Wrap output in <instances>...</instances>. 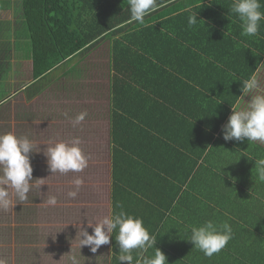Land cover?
I'll list each match as a JSON object with an SVG mask.
<instances>
[{"label":"trees","instance_id":"obj_1","mask_svg":"<svg viewBox=\"0 0 264 264\" xmlns=\"http://www.w3.org/2000/svg\"><path fill=\"white\" fill-rule=\"evenodd\" d=\"M231 2L157 0V10L146 16L141 25L129 22L128 0H0V15L13 7L17 25L15 28L8 25L2 30L0 107L11 100V88L6 80L11 70L13 35L17 49H22L33 63L34 82L26 87V93L50 79L58 68L63 66L66 72L65 65L68 67L75 56H84L102 42L110 41L112 212L121 210L117 207L119 204L126 213L142 216L150 234L156 235V239L167 238V245L173 238L174 241L180 239L184 244L182 251L174 257L169 256L167 264H264V182L259 181L254 167L255 159L264 158L263 146L248 142L247 138L231 141L222 150L227 153L225 159L218 156L217 160L212 156L204 159L219 178L211 177L209 187L202 182L201 175L192 183H189L192 176L188 175V183L183 182L187 185L185 188L173 189L170 184L166 185L165 174L158 172L161 169L153 167L152 161V152L159 146L174 150L177 145L185 149L183 144L174 142L172 131L177 121H174L173 103L167 98L173 95L165 97L154 92L158 82L163 87L174 86V78L188 77L183 70L185 59L196 61L198 57L207 56L215 69L219 66L217 71L221 72L222 68V73L229 76L228 84L213 90L217 98L226 101L228 117L231 105L242 95L240 79H247L264 62V20L260 22L258 35H241L240 21L230 11ZM260 3V10L264 12V0ZM186 9L197 12L199 20L195 26L189 27L190 13ZM209 41L223 45L214 43V46ZM225 56L236 60L221 61ZM122 62H125L124 70L119 67ZM187 71L191 72L189 68ZM144 76L156 78V81H143ZM149 86L152 90L149 89L148 97L143 88ZM40 92L35 91L28 97ZM137 99L145 103L146 112H135L130 107ZM149 104L157 107L156 111ZM188 111L190 106L175 114L184 119V112ZM143 113L156 117L147 122L144 116L141 118ZM159 123L162 129L154 133ZM214 129L220 131L219 126ZM175 141L187 144L182 136ZM220 143L211 136L205 150L213 155L220 151ZM177 161L183 164V160L178 158ZM173 163L174 160L166 159L162 167L167 171ZM182 168L176 165L174 177L180 179ZM241 183H250L251 195L244 187L240 189ZM149 191L151 196L154 195L152 191L161 194L154 208L146 204L147 199L152 200ZM194 201L199 207L194 208L193 214V207L185 206ZM207 220L227 221L233 230L226 246L211 257L194 248L188 240V226H198ZM158 228L165 235L155 233ZM115 235L114 232L111 263L120 264ZM155 247L164 251L161 244Z\"/></svg>","mask_w":264,"mask_h":264},{"label":"rangeland","instance_id":"obj_2","mask_svg":"<svg viewBox=\"0 0 264 264\" xmlns=\"http://www.w3.org/2000/svg\"><path fill=\"white\" fill-rule=\"evenodd\" d=\"M10 12H5L1 19L2 30L8 25L9 28L17 26ZM107 44L83 61L78 72L73 69L70 75L57 79L39 98L27 102L19 94L0 107V133L27 135L36 145L34 152L29 153L32 177L36 180L31 182L33 187L27 194L28 199L18 202L12 196L13 203L17 204L0 210V256L7 257L8 264H73L72 257L78 264H110L108 244L93 253L89 246L80 249L79 236L75 239L79 227L87 228L92 234L88 222L111 213L108 83L104 72L99 81L98 75L91 72V67L105 66ZM91 61H96L97 66H91ZM28 66L23 62L17 67L23 74L20 72L13 85L9 84L11 93L32 81V69ZM65 112L72 118L80 112H87V116L74 127L63 115ZM73 137L81 139L80 147L90 157L88 166L79 173L52 175L43 151L46 144ZM76 177H81L84 183L73 199L67 192L74 189L72 181ZM8 191L12 193L11 188ZM49 195L56 196L55 206L46 204Z\"/></svg>","mask_w":264,"mask_h":264},{"label":"clouds","instance_id":"obj_3","mask_svg":"<svg viewBox=\"0 0 264 264\" xmlns=\"http://www.w3.org/2000/svg\"><path fill=\"white\" fill-rule=\"evenodd\" d=\"M130 9V21L144 24L145 17L157 10V0H128ZM260 0H232L230 11L240 21L241 35L256 36L259 33L260 22L264 20V12L261 10ZM189 27L198 22L197 12L186 9ZM264 66V63H261ZM256 67L252 75L247 79H240L242 95L235 105H231L232 114L223 126V139L225 141H243L264 143V92H259L260 82ZM256 93V94H252ZM250 97L245 101L244 97ZM244 101V106L240 102ZM63 115L71 120L73 126L80 125L87 112H80L74 118L65 112ZM82 141L79 137H73L68 141H55L46 144L43 150L46 157L48 170L53 174L79 173L88 166L89 156L85 155L80 147ZM34 142L27 135H17L14 132L0 133V210L13 208L12 196L18 202L28 199V193L33 187V168L30 163L29 153L34 152ZM255 169L259 181L264 182V158L255 159ZM43 180V179H40ZM84 181L81 177L73 179L74 189L67 192L69 198H76ZM44 185V184H41ZM39 185V188L40 186ZM12 189V193L8 189ZM46 204L55 206L57 198L49 195ZM121 210L113 211L103 218L88 222V228H92L89 234L87 228L79 227V247L89 246L91 252L96 253L101 245L110 243V238L115 232V241L118 245L120 264H167L165 254L155 247L156 235L150 234L144 226L143 220L123 210L122 205H117ZM190 235L188 240L193 247L211 257L220 252L232 237V227L225 221L216 223L207 220L200 225H189ZM83 237V238H82ZM149 250H152L149 252ZM135 253V256H134ZM73 264H78L72 257ZM0 264H8L7 257L0 256Z\"/></svg>","mask_w":264,"mask_h":264},{"label":"crops","instance_id":"obj_4","mask_svg":"<svg viewBox=\"0 0 264 264\" xmlns=\"http://www.w3.org/2000/svg\"><path fill=\"white\" fill-rule=\"evenodd\" d=\"M14 1L15 0H13V2ZM13 10L14 9L12 7V10H11L12 12H10L12 19L15 17L14 15L15 12ZM3 15H0V26L1 27H2L1 19L3 18ZM13 23H15V20ZM232 30H234V28ZM15 38L16 37L13 35V38H12L13 45H12L11 57L9 60L11 70L9 73V79L6 80V84L12 83V85L14 81L16 80V76L19 75V73L21 72L17 69L20 63L26 62L28 65H30L28 67L32 69V76H33L32 60L25 57V52L22 49L21 50L17 49V46L15 45V42H14ZM1 40H3L2 29H0V41ZM211 43L214 46H216V44L214 43L223 45V43H219L217 41H214ZM105 44L108 45V51H107L108 59H106V62H105L106 64H104L105 66H103L102 64L101 65L98 64L97 68L91 67V72L94 75H98V81L101 79V74L103 72H104V75L107 76L106 83H108L107 95H108V109H109L108 126H109V133H110L111 132V121H110V113H111L110 84H111V81L110 79L113 73L111 69L112 67H111V58H110V54H111L110 41L102 42L100 45L92 49L88 54L84 56H78V55L75 56L71 61L72 63L68 67L67 65H65L64 68H66L65 69L66 72L63 71V68H62L63 66L58 68V72L55 73V75H52L50 79L43 80L41 84H37L31 92L26 93L25 92L26 87H28L34 82L33 81L34 79L32 78L31 82L25 84L20 89L14 91L13 93H11L12 91H10V95L14 94L11 96L10 99L13 101V98L18 96L19 94H23L27 102H31L39 98L43 93L47 91L50 85L52 86V84L57 79L60 80L64 76L70 75L73 69L74 70L76 69V71L78 72V67L80 66V64L86 59L92 58L94 55H96V52L99 51L100 47L104 46ZM19 58L21 59V61L18 60ZM220 60L221 61H228V60L235 61L236 59L231 60L230 58L225 56L221 58ZM210 61L211 59L207 56L198 57V60L196 61L192 59H185L186 63L183 67V70L188 75V77H186L183 80L174 78V81H175L174 86H172L171 84L168 87H163L160 84V82H158L156 87L153 88L154 92L162 94L165 97H167L168 95H173L167 98L170 100V103L171 102L173 103L172 106H174L173 109L175 112H180L190 106V111L184 112V116H185L184 119H182V117H180L178 114H175L174 112V121H177L174 127V130L172 131L173 136H174V142L183 144L185 146V149L177 145H174V150L168 148L167 146H164V147L159 146L156 149V151L152 152L153 153L152 161L154 162L153 167L159 166L158 169H161V171H158V172H162L163 174H165L166 179H164V181L165 183L167 182L166 185L168 186L170 184L173 189L179 190L181 186L185 188L187 185H183V182L188 183L187 181L188 175L192 176L189 179L190 180L189 183L196 181V179L201 175L202 180H203L202 182L206 183L208 187L211 181V177L214 176L213 177L214 179L219 180V178H217L216 175L210 170V165L205 163L203 160L210 158L211 156L215 160H217V158L225 159V156L227 155V153L226 151H222L226 147L225 144L231 141H236V140L225 141L223 139L222 128L227 123L229 116L232 114V111L227 117L228 111H226V107H227L226 101L217 98L213 94V90H218L219 88L223 86L224 83L225 84L229 83V78H228L229 76H227L225 73H222V68H221V72L217 71L216 69L219 66H217V68L215 69L213 65L210 64ZM95 62L96 61H91V64H92L91 66H97ZM119 67L121 68V70H124L125 62H122L119 65ZM188 68L191 72L187 71ZM21 73L23 74V72ZM153 79L156 81V78H147L146 76L142 77L143 81H153ZM258 79L260 82V88L258 89V91L264 92V66H260V72L258 73ZM200 84L203 85V87ZM146 88L148 89L143 88V90H144L145 95H148L149 97L150 96L149 89L152 90V88L151 86L146 87ZM35 91L36 92L41 91V92L37 94L35 97H32L33 99L29 98L28 96H31L32 94H34ZM252 94H256V93H252ZM244 99L247 102L250 100V97L246 96L244 97ZM144 104H145L144 102H141V100L137 99L136 102L130 103V107L135 112L142 113V112L147 111L144 107ZM172 106L170 105L169 109L172 108ZM240 106L241 107L244 106V101L240 102ZM150 107L156 111L157 107L151 106V105ZM142 116L145 117L144 121H147V122H151V118L156 117L155 114L154 115L152 114V116L150 115L147 117V115H145L144 113L141 115V118ZM217 126L220 127V131H217L216 129H214ZM158 129L159 130L162 129V124L159 123L157 125V128L153 132L156 133ZM179 136H182V138L187 142V144H185L183 141H175V139ZM211 136L213 137L215 141L219 140V142H221L220 151H218L217 153L213 152V155H211V151L205 150V147H204L205 144L208 142V140L211 139ZM254 143L260 144L261 146L264 147V143H260V142H254ZM110 144H111V133H110ZM178 158L183 160V164L178 163L177 161ZM166 159L174 160V163L168 168L167 171L164 170L162 167L165 165ZM111 160H112V151H111ZM176 165L183 166L182 168L183 170H181L182 176L180 177V179L174 177L173 175V173L176 172L175 171ZM111 169H112V163H111ZM190 170L191 172H188ZM112 182L113 180H112V173H111V197H112ZM243 187L247 189L248 193L251 195V192L253 190H252V187L250 186V183H247L244 185H242L241 183L240 189H242ZM149 192H150V197L152 198V200L147 199L146 204L150 208H154V206L159 204V200L161 199L160 198L161 194H158L159 191L158 192L152 191L154 195L151 196V191ZM256 197H257V194H256ZM210 205L212 204L210 203ZM196 206L199 207L197 205V202L194 201L193 203H191V205H186L185 207H193V214H194V208ZM111 212H112V202H111ZM138 217L141 218L142 216H138ZM153 221L156 222V220H153ZM155 233L159 235H165L163 234L164 232L161 230V228H158ZM166 241H168V239L164 237L156 239V244H161V247L162 249H164L163 252L166 254L167 259L169 256L174 257L176 255L175 253H180L184 247V244L180 239L174 241V238H173V241L170 242L169 245H167ZM108 246L111 249V254L109 255V262L110 264H112L111 263L112 254H113L112 238H110V243L108 244ZM170 246L172 247V249H170ZM134 256H135V253H134Z\"/></svg>","mask_w":264,"mask_h":264}]
</instances>
